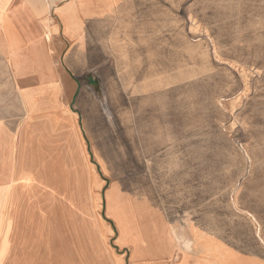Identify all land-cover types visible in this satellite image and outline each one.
Returning <instances> with one entry per match:
<instances>
[{"label": "crops", "instance_id": "obj_1", "mask_svg": "<svg viewBox=\"0 0 264 264\" xmlns=\"http://www.w3.org/2000/svg\"><path fill=\"white\" fill-rule=\"evenodd\" d=\"M177 9L189 19L193 10L264 11V0H0V191L44 203L29 206V217L57 219L34 228L57 235L60 256L72 249L71 264H242L227 253L223 231L202 224L201 205L174 193L168 166L137 188L113 178L117 151L104 130L99 142V119L87 112L104 76L177 72V58L159 53L178 31ZM129 42L153 54L127 61ZM124 99L108 96L106 125ZM174 132L168 165L187 143L184 130Z\"/></svg>", "mask_w": 264, "mask_h": 264}, {"label": "rangeland", "instance_id": "obj_2", "mask_svg": "<svg viewBox=\"0 0 264 264\" xmlns=\"http://www.w3.org/2000/svg\"><path fill=\"white\" fill-rule=\"evenodd\" d=\"M174 14L178 31L159 53L177 58V72L104 76L97 106L87 112L99 119V142L104 130L103 140L108 134L117 151L120 170H110L113 178L129 179L130 188H137L140 177L159 178L170 168L174 193L201 205L202 224L223 231L227 253L242 264L250 257L264 262V11L193 10L189 19L182 9ZM143 44L128 43L127 61L153 54ZM116 92L125 103L115 106L120 114L106 125L105 103ZM180 128L187 143L168 165L166 151L176 152L173 132ZM147 139L155 143L149 146ZM27 197L0 191V264H71L72 249L60 256L57 235L51 239L34 228L56 227L57 219L29 217V206L46 207ZM101 214L106 217L104 208Z\"/></svg>", "mask_w": 264, "mask_h": 264}, {"label": "bare ground", "instance_id": "obj_3", "mask_svg": "<svg viewBox=\"0 0 264 264\" xmlns=\"http://www.w3.org/2000/svg\"><path fill=\"white\" fill-rule=\"evenodd\" d=\"M112 113H113V112H112ZM256 230H257V229H256ZM255 233L258 234L259 231H255ZM257 236H259V234H258ZM259 237H260V236H259ZM259 239H260V241L262 242V244L264 245V240H263L261 237H260Z\"/></svg>", "mask_w": 264, "mask_h": 264}]
</instances>
